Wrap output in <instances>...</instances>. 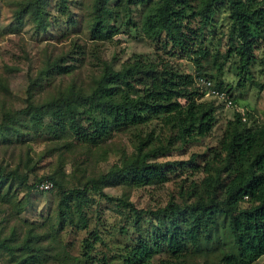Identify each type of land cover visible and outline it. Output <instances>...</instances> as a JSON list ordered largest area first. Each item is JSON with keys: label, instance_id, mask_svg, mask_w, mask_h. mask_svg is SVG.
I'll list each match as a JSON object with an SVG mask.
<instances>
[{"label": "trees", "instance_id": "1", "mask_svg": "<svg viewBox=\"0 0 264 264\" xmlns=\"http://www.w3.org/2000/svg\"><path fill=\"white\" fill-rule=\"evenodd\" d=\"M43 1L24 0L14 15L16 18L29 15L37 28L45 29L49 22ZM111 1L92 0L88 38L106 40L116 34L122 24H131L144 38L154 42L158 50L154 58L134 57L123 61L118 68L100 58L99 74L86 92L70 86L65 92L35 102L34 88L39 80L50 69L64 72L69 68L60 64L61 57L49 59L37 75L28 78L25 107L3 112L0 135L10 140L13 134L22 133L18 125L31 126L42 128L40 132L48 136L68 134L78 142L97 145L113 130L141 126L151 118H159L166 133L156 139L157 143H150L152 131L144 135L138 131L134 151L119 165L113 164L105 173L87 177L80 186L60 187L58 217L70 219L76 229L87 228L88 215L84 207L89 205L90 197L86 195L89 189L127 207L133 217L148 214L158 219L156 231L165 255L155 264H181V260L198 247L201 238H208L209 228L221 212L227 215V227L236 252H224L216 264L250 263L264 255V123L256 128L247 126L242 115L234 112L226 121L216 159L211 162L195 164L192 155L186 160L172 161L156 160V157L207 135L212 128L214 103L197 99L198 80L208 79L214 88L226 91L229 97L230 94L206 72L210 65H215L220 74L227 59L235 55L237 72L249 75L256 59L255 49L262 44L264 56V0H198L195 6L189 0ZM131 4L145 5L138 18L133 17ZM55 7L70 19L67 0H57ZM221 7L226 9L229 20L226 45L222 52L218 48L211 51L205 45L206 35L213 26L212 16ZM159 51L187 57L193 72L179 70ZM254 84L264 89V82L254 81ZM180 167L189 170L177 186L178 196L189 199L183 205L168 199L163 206L155 208L135 207L127 199L109 196L102 190L103 186L114 182L136 187L159 185L168 180L171 171ZM198 171L202 176L191 178ZM3 177L16 178L26 184L27 189L34 187L37 181L49 180L48 189L54 183L53 177L47 175L27 184L26 173L0 164V178ZM134 224L137 227V222ZM38 236L29 232L23 235L11 252L13 256L14 251L19 252L14 264H33L47 258L55 260L56 264H95L100 259L101 264H106L104 255L101 258L92 255L94 244L101 240L97 229H91L82 238L79 256L58 246L52 251L42 245ZM4 244L5 240H0V246ZM41 252L44 257H37ZM154 252L144 239L138 238L125 245L121 257L126 264H150Z\"/></svg>", "mask_w": 264, "mask_h": 264}, {"label": "rangeland", "instance_id": "2", "mask_svg": "<svg viewBox=\"0 0 264 264\" xmlns=\"http://www.w3.org/2000/svg\"><path fill=\"white\" fill-rule=\"evenodd\" d=\"M23 1L0 0V121L4 111L13 112L25 107L28 78L37 75L49 59L61 57L60 64L69 68L64 72L50 69L35 85V102L65 92L70 86L86 92L99 74L100 58L118 68L123 61L134 57L152 59L158 51L154 42L144 38L131 24H122L109 39L90 40L88 32L93 16L92 0H67L70 19L57 11V0H44L49 22L45 29L37 28L29 15L16 18L14 13L21 8ZM189 1L195 6L198 0ZM120 6L123 7V2H120ZM144 6L131 4L129 7L133 17L138 18ZM212 23L205 45L211 51L218 48L222 52L229 24L225 8L221 7L214 13ZM260 47L255 49L256 59L249 75L237 72L238 58L235 55L227 59L220 74L215 65H210L206 72L213 75L214 82L227 88L231 104L225 105L215 97L204 94L205 86L200 84L197 99L212 100L214 103L212 128L203 137L181 146L174 145V149L157 156L156 160H186L191 155L193 163L199 165L215 160L226 121L233 117L234 112L242 115V121L247 126L256 128L264 123V89H258L254 84V81L264 82L263 44ZM162 55L179 70L193 72V65L187 57L164 52ZM18 127L22 133L13 134L10 140L0 135V164L8 169H16L18 173H26L27 184L47 175L53 177L54 183L50 189L42 190L37 186V181L34 187L27 189L26 184L16 178H0V240H5V246H0V264H14L17 261L19 252L14 251V256L11 252L26 232L38 234L42 245L52 251L58 246L79 256L81 240L91 229H97L101 238L94 244L92 255L98 258L104 255L106 264H126L121 257L124 247L138 238L144 239L155 251L150 264L164 257L163 245L156 231L158 219L148 214L133 217L127 207L117 201H108L89 189L86 191L90 197L89 205L84 207L88 215L87 228L76 229L70 219H60L57 215L60 187L80 186L87 177L105 173L113 164L119 165L123 158L134 151L138 131L141 135L152 131L150 143H157L156 139H161L166 133L159 118H151L141 126L113 130L97 145L78 142L68 134L48 136L40 132L42 128ZM182 168L171 171L168 180L159 185L136 187L114 182L103 186L102 190L109 196L127 199L135 207L155 208L163 206L168 199L183 205L189 199L178 196L177 186L189 170ZM191 176L200 178L202 173L198 171ZM134 222H137V227ZM207 237L201 238L198 247L180 263L216 264L224 252H236L225 213H217ZM42 254L38 253L37 257H44ZM40 261L33 264H56L51 258ZM101 261L95 264H101ZM248 264H264V255Z\"/></svg>", "mask_w": 264, "mask_h": 264}, {"label": "built area", "instance_id": "3", "mask_svg": "<svg viewBox=\"0 0 264 264\" xmlns=\"http://www.w3.org/2000/svg\"><path fill=\"white\" fill-rule=\"evenodd\" d=\"M199 85L202 84L205 86L206 91L204 94L215 97L225 105L231 104V99L228 93L224 90H218L213 87L212 83L208 79L200 78L198 80ZM42 190H47L51 186V182L49 180H43L37 185Z\"/></svg>", "mask_w": 264, "mask_h": 264}]
</instances>
